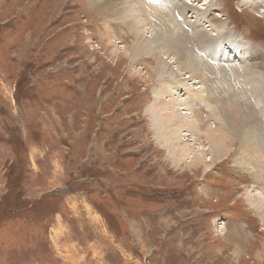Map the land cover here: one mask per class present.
<instances>
[{
	"label": "rangeland",
	"instance_id": "1",
	"mask_svg": "<svg viewBox=\"0 0 264 264\" xmlns=\"http://www.w3.org/2000/svg\"><path fill=\"white\" fill-rule=\"evenodd\" d=\"M110 1L0 0V264H264V0ZM196 17L206 34L225 22L235 51L248 43L238 72L215 66L218 40L201 41ZM164 23L185 32L206 82L147 76L159 52L143 37ZM211 88L252 112L256 150ZM155 109L190 126L156 123ZM183 144L203 163L188 167Z\"/></svg>",
	"mask_w": 264,
	"mask_h": 264
},
{
	"label": "bare ground",
	"instance_id": "2",
	"mask_svg": "<svg viewBox=\"0 0 264 264\" xmlns=\"http://www.w3.org/2000/svg\"><path fill=\"white\" fill-rule=\"evenodd\" d=\"M121 3L122 2L118 1V0H111L108 3V5L109 6H113L115 9H117V11H120V12H123V11L127 12L128 10L130 12V8L127 5V2H124L122 4ZM93 6H95V7L100 6L101 7V0H93ZM193 6L194 5H189L186 2H184V3L181 4L180 7L178 5V9L181 10L180 12L185 14L186 13V9H189V7L191 8ZM211 7H215V6H211ZM211 7L208 6L204 13L206 14V12ZM195 8L201 9L202 7H195ZM217 12H219V11H217ZM169 15H172L173 18H175V13L171 14V12H169ZM203 19H204V17H199V18L196 17V22H197L198 27H199V29H196V32L198 33V35H200L201 41L202 42L203 41L207 42V41L218 40L217 46H218L219 49L217 48V46H215V44H212V46H214V48H215V53L213 55H212V53H208L209 58L213 62L216 63V65L214 64L215 66H221L222 65L226 69H229V70H225V71L238 72V71H235L232 66H234L237 62L239 63L240 61H242L241 60L242 57L239 56L238 54L241 51V49H246L249 46L248 43L242 41L240 39V37L238 36L236 38L237 41L232 42V44L235 45V47L237 49V51H235L233 46H231V40L233 39L232 38V34H231V38L224 40L226 37H230L229 31H232V30H226L225 29V22H223L222 24L220 23L221 25L220 24H216V23H212V25L214 26L213 31L212 32L208 31L207 34H206V32L204 33V28H202V27H204ZM189 21H192V20H188V22ZM163 25H164V27H161L162 33H159L157 31H152V35H147V36L144 35L145 29L144 28L142 29L141 26L139 27V28H141V33H139V35H144L143 40L145 42L144 44H145V47H146L144 50L145 51H149V49H151V51L153 50L152 54H156L157 52H159L155 66H153L149 70H145L147 76L151 77L152 76L151 74L160 75L159 73L163 74V72H164V74L167 75V76H173L174 80L178 79L180 81L185 82V80L187 81V79L191 78L192 80L195 79L192 82L201 83L202 80L204 82H206L204 80V78L206 77L205 73L203 72L204 71V66H202L201 60L195 58L196 56L194 54L190 55L189 53H186L190 49V47H189V42L187 41L188 37L185 34V32L182 31L180 28H178L174 23H171L170 25L164 23ZM208 25L211 26V23H208ZM220 26H221V28L217 31V29ZM150 27H152V26H150ZM152 28L155 29V30L159 29V28H156V27H152ZM227 31H228V33H227ZM148 32H150V31H148ZM169 34H171V36ZM222 40H224L223 41L224 44L227 43V42L230 43V47L229 48H233L234 56L233 55L231 56L229 54V52L227 50L228 48H225L223 46L225 48V49H223V47L221 45L222 44L221 43ZM116 43H120V42L116 41ZM116 43H114L115 46H116L115 48L118 47V45ZM210 45L211 44L207 43V46L210 47ZM115 48H113V49H115ZM119 48L117 49L118 53L119 52L121 53L124 50L125 47L120 45ZM130 50L133 51V52H131V54L134 55L136 50L135 49H130ZM190 51L192 52L191 49H190ZM225 51H227L228 54ZM235 55H238L240 61L234 60V57H236ZM119 56L124 57L123 55H118V57ZM193 59H194V61H193ZM225 71H223V72H225ZM196 79H198V81H196ZM234 84H237V82H234ZM170 91H171V89L169 87L165 88V90L163 91V94H167ZM204 91H205V93H207V89H204ZM156 94H157V97L155 96L156 98H154L153 104L157 103L158 93H156ZM193 96H194V91H193ZM209 97H213V100L216 97V92H214L213 88H211V90L209 91V95H208L207 98H209ZM217 100L219 101V104H217V106H218V108L221 107V112H222V114H223V116H224V118L226 120V126L228 127V130L230 129L233 132H236V133L239 134V143H240L241 147H243L242 150H244V151L247 150L248 152L251 151V150L252 151L256 150V145H255V143L253 141H251L250 137L248 136V133H247V129L248 128H246V124H247L246 121H247V119L251 118L249 113H248L250 111L248 110V112H245L244 115L242 114V107L239 106L240 105L239 101L241 99H239V100H238V98L228 99V100H225L222 103L219 100V96H217L215 98V101L217 102ZM161 104L165 105V100L162 101ZM163 110H160L161 112H157V110L155 109V112L161 115L160 122L156 121V123H161V120L166 123V122H168V120H170V117H171L173 119L175 118L176 120L182 119L185 122V124L188 125V126L185 125L186 127L190 126V121H189V117L188 116L182 118V116H180L179 114H177V113L172 114L171 112H168V113L164 114V113H162ZM151 113H152V111H151ZM250 113H252V112H250ZM254 119H255V117H254ZM184 122H183V124H184ZM189 132L190 131H188V130L184 131L183 132V136H185V135L187 136V134ZM263 132H264V130H263ZM190 133L192 134V132H190ZM188 135H190V134H188ZM192 139L193 138H190V140H192ZM216 140H217V138L215 139V141ZM183 146L186 147V151L187 150L191 151V153L185 155L187 157L189 156V158L191 160V163L189 164L188 167H190V166L197 167L198 165L203 163V158L206 155L203 156L204 153H203V150H201V146H197V147L194 146V145H187L186 146L184 144H183ZM218 149H220V147H218ZM241 156H243L242 153H241ZM211 157L212 156H210V159L212 160ZM214 161L215 160H213V162ZM239 162H242V157L240 158ZM206 168H207V165H206Z\"/></svg>",
	"mask_w": 264,
	"mask_h": 264
}]
</instances>
